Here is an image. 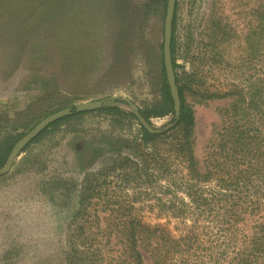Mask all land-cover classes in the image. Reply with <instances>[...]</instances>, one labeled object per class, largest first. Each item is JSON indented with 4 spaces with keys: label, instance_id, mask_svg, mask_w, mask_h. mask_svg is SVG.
<instances>
[{
    "label": "rangeland",
    "instance_id": "374dc122",
    "mask_svg": "<svg viewBox=\"0 0 264 264\" xmlns=\"http://www.w3.org/2000/svg\"><path fill=\"white\" fill-rule=\"evenodd\" d=\"M175 5L174 75L194 111L201 160L230 91L262 85L264 0ZM164 17L163 0H0V149L8 132L25 135L77 104L125 98L138 109L159 108ZM105 106L131 113L119 101ZM150 122L163 128L172 114ZM108 130L95 114L50 127L0 175V264H67L84 173L95 172L99 155L117 145Z\"/></svg>",
    "mask_w": 264,
    "mask_h": 264
},
{
    "label": "trees",
    "instance_id": "16d2710c",
    "mask_svg": "<svg viewBox=\"0 0 264 264\" xmlns=\"http://www.w3.org/2000/svg\"><path fill=\"white\" fill-rule=\"evenodd\" d=\"M173 32L174 17V70ZM161 72V106L138 112L149 126L151 118L171 113L174 125L168 130L151 133L115 106L90 112L72 108L30 142L86 114L107 119V134L117 136V145L99 155V168L84 173L78 209L68 226L66 263L264 264V78L253 92L230 91L232 100L211 126L199 160L194 111L185 104L175 75L180 100L175 118L162 58ZM23 135L7 133L0 167ZM172 222L177 234L169 229Z\"/></svg>",
    "mask_w": 264,
    "mask_h": 264
},
{
    "label": "water",
    "instance_id": "95a60500",
    "mask_svg": "<svg viewBox=\"0 0 264 264\" xmlns=\"http://www.w3.org/2000/svg\"><path fill=\"white\" fill-rule=\"evenodd\" d=\"M175 4L176 0H167L165 7V17L163 22V48H162V61L165 72L166 83L169 88L170 97L172 99V108L174 112V116L177 119L179 116L180 110V100L178 88L175 83V75L171 61V52H170V44H171V36H172V22L175 12ZM110 101H119L121 103H126L129 106L131 113L136 117L140 125H142L146 130L151 133H161L168 130L170 127L174 125L168 124L163 128H155L152 125L149 126L145 122V120L140 116L138 112V107L133 103L129 102L125 98H110L107 100H98L93 102L81 103L77 104L73 107L75 112H90L100 109L105 106L106 102ZM70 107L64 108L62 110L56 111L41 121H39L30 131H28L25 135H23L11 148L9 152L4 166L0 169V175H3L10 171L12 163L18 158L21 151L33 140L37 135H39L44 129H46L49 125L54 123L55 121L68 116L71 113Z\"/></svg>",
    "mask_w": 264,
    "mask_h": 264
}]
</instances>
